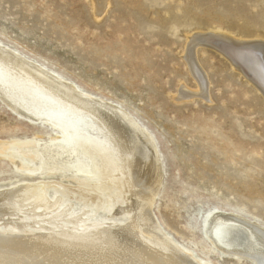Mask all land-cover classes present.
Instances as JSON below:
<instances>
[{"label": "rangeland", "instance_id": "1", "mask_svg": "<svg viewBox=\"0 0 264 264\" xmlns=\"http://www.w3.org/2000/svg\"><path fill=\"white\" fill-rule=\"evenodd\" d=\"M99 8L95 0H0V39L87 93L120 102L149 133L163 181L153 213L175 241L212 264H253L215 248L204 225L222 211L264 226V93L202 36L220 30L264 43V0H105ZM191 46L204 89L186 59ZM50 135V126L0 102V141ZM24 179L0 159L3 190L36 183ZM71 197L62 201L130 220L125 203L111 215Z\"/></svg>", "mask_w": 264, "mask_h": 264}, {"label": "bare ground", "instance_id": "2", "mask_svg": "<svg viewBox=\"0 0 264 264\" xmlns=\"http://www.w3.org/2000/svg\"><path fill=\"white\" fill-rule=\"evenodd\" d=\"M104 1L95 0L99 9ZM202 37L241 73L247 70L264 93L263 42L220 30ZM193 46L186 59L204 89ZM89 93L0 39V102L55 132L47 141H0V159H8L24 181L36 182L8 190L0 183V264H212L175 241L153 213L163 183L153 138L120 102ZM64 196L103 205L110 214L125 203L130 220L114 221L89 204L76 208ZM204 233L221 252L264 264V226L257 221L212 212Z\"/></svg>", "mask_w": 264, "mask_h": 264}]
</instances>
